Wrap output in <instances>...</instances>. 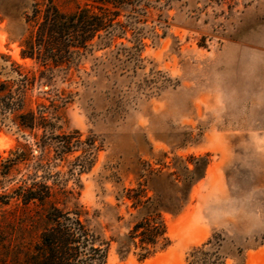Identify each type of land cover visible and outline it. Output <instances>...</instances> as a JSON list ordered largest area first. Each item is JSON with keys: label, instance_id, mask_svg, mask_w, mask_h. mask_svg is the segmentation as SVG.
Returning <instances> with one entry per match:
<instances>
[{"label": "rangeland", "instance_id": "rangeland-1", "mask_svg": "<svg viewBox=\"0 0 264 264\" xmlns=\"http://www.w3.org/2000/svg\"><path fill=\"white\" fill-rule=\"evenodd\" d=\"M92 2L54 0L65 12ZM30 3L0 0V81L15 78L11 61L43 70L20 54ZM163 20L168 27L156 32L166 35L145 40L137 68L106 49L67 72L50 71L51 85L28 92L30 108L45 105L63 131H79L93 144L88 170L74 165L80 151L53 160L51 149L40 155L10 118L0 122L2 160L15 150L28 155L0 178V195L34 174L38 159L37 175L48 176L58 206L78 207L107 242L106 264H190L191 252L215 238L226 264H264V0H172ZM189 157H206L208 166L184 208L162 214L169 246L144 260L133 246L119 254L136 216L126 191L143 184L150 197L173 194L168 175ZM6 200L0 199V264H33L49 225L46 208Z\"/></svg>", "mask_w": 264, "mask_h": 264}, {"label": "trees", "instance_id": "trees-1", "mask_svg": "<svg viewBox=\"0 0 264 264\" xmlns=\"http://www.w3.org/2000/svg\"><path fill=\"white\" fill-rule=\"evenodd\" d=\"M92 1L91 5L85 4L73 12H65L54 0H31L29 11L24 15L25 24L29 27L28 35L20 41V54L43 70H38L37 74L11 61L10 68L15 78L0 81V122L10 118L21 131L29 132L40 155L51 149L53 160L66 161L68 155L80 151L81 155L74 159L79 173L88 170L86 155L92 152L93 144L81 141L79 131H63L52 121V113L45 105L30 108L28 92L36 84L51 85L53 77L50 71L67 72L87 56L106 49L115 48L112 51L115 59L125 57V65L137 68L147 46L145 40L153 42L166 35L163 30L168 24L162 21V13L172 4V0ZM148 22L157 23L148 27ZM157 27L163 29L161 36L156 32ZM128 33L129 39L126 37ZM123 39L131 46L127 47L122 42L117 44ZM26 151L15 150L5 160L0 156L1 179L28 161ZM36 160L34 174L0 195V199H7L4 204L14 199L24 206L37 203L46 208L49 225L40 236L33 264H106L107 242L82 220L83 214L78 207L66 210L58 206L53 187L46 182L48 176L37 175L41 165ZM188 163L193 166L191 169ZM207 166L206 157H189L180 171L168 175L175 181L171 195L156 191L150 197L147 195L148 186L143 184L127 190L125 198L131 201L136 216L119 242V254L127 255L133 246L140 249L139 259L144 260L168 247L170 239L162 214H178L184 208L192 186L204 177ZM207 245L211 247L206 249ZM190 257V264H226L216 238L194 249Z\"/></svg>", "mask_w": 264, "mask_h": 264}]
</instances>
